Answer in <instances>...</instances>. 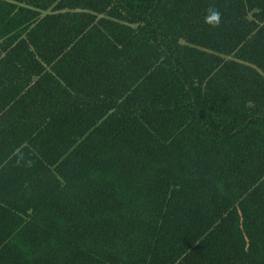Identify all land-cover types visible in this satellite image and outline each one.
<instances>
[{
	"label": "trees",
	"instance_id": "16d2710c",
	"mask_svg": "<svg viewBox=\"0 0 264 264\" xmlns=\"http://www.w3.org/2000/svg\"><path fill=\"white\" fill-rule=\"evenodd\" d=\"M0 264H264V0H0Z\"/></svg>",
	"mask_w": 264,
	"mask_h": 264
}]
</instances>
